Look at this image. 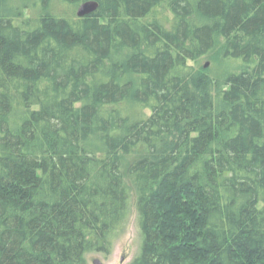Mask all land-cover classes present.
I'll use <instances>...</instances> for the list:
<instances>
[{
    "label": "trees",
    "instance_id": "1",
    "mask_svg": "<svg viewBox=\"0 0 264 264\" xmlns=\"http://www.w3.org/2000/svg\"><path fill=\"white\" fill-rule=\"evenodd\" d=\"M86 1H0V264L108 257L133 194L129 264H264V0Z\"/></svg>",
    "mask_w": 264,
    "mask_h": 264
},
{
    "label": "rangeland",
    "instance_id": "2",
    "mask_svg": "<svg viewBox=\"0 0 264 264\" xmlns=\"http://www.w3.org/2000/svg\"><path fill=\"white\" fill-rule=\"evenodd\" d=\"M3 1L4 7L16 12H23L25 15L33 11V6L39 0H0ZM53 7H59L61 0H51ZM60 8V7H59ZM58 8V9H59ZM35 10V9H34ZM36 11V10H35ZM223 55L220 52L215 51L209 55L201 58L197 67L204 70V73L210 75L213 78H220L222 71L230 70L232 63L229 64L223 59ZM227 62V63H226ZM193 63V62H192ZM196 63H194L195 65ZM134 159L135 156L124 157V165L129 166V160ZM131 163V162H130ZM127 171V170H126ZM128 182L131 184L132 180L129 176V172L126 175ZM132 202L130 206V216L124 231L118 235L115 240L112 253L105 257L100 253H92L88 255L89 264H94L95 259H100L103 264H129L131 260L138 254L141 245V235L137 222V211L135 206V195H132Z\"/></svg>",
    "mask_w": 264,
    "mask_h": 264
},
{
    "label": "water",
    "instance_id": "3",
    "mask_svg": "<svg viewBox=\"0 0 264 264\" xmlns=\"http://www.w3.org/2000/svg\"><path fill=\"white\" fill-rule=\"evenodd\" d=\"M98 7H99V3L97 1H94V0L86 1L78 7L77 15L80 17L89 15V14L95 12L98 9ZM93 263L94 264H103L101 262V260L98 258L95 259Z\"/></svg>",
    "mask_w": 264,
    "mask_h": 264
}]
</instances>
